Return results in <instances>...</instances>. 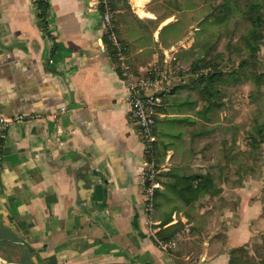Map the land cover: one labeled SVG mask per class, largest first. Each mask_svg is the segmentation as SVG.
<instances>
[{
  "label": "crops",
  "instance_id": "0c3cea01",
  "mask_svg": "<svg viewBox=\"0 0 264 264\" xmlns=\"http://www.w3.org/2000/svg\"><path fill=\"white\" fill-rule=\"evenodd\" d=\"M36 1L0 0V114L37 117L6 133L0 264H231L254 236L248 218L256 209L258 217L259 202L248 206L246 189L222 183L187 206H195L190 218L178 200L159 218L155 190L167 195L159 185L148 212L144 147L103 47L98 0H43L44 23ZM110 1L135 75L172 59L180 66V81L158 110L156 149L165 169L180 154L174 168L197 174L196 160L182 154L209 138L215 110L190 84L199 37L193 6L169 13L165 0H144L139 12L133 0ZM174 225L181 226L175 245L163 251L157 233Z\"/></svg>",
  "mask_w": 264,
  "mask_h": 264
},
{
  "label": "rangeland",
  "instance_id": "374dc122",
  "mask_svg": "<svg viewBox=\"0 0 264 264\" xmlns=\"http://www.w3.org/2000/svg\"><path fill=\"white\" fill-rule=\"evenodd\" d=\"M164 3L169 13L173 7L194 8L199 37L188 62L193 75L190 84L199 87L201 99H210L215 111L211 112L214 126L209 138L201 141L192 154H182L196 160L193 165L197 174L187 175L174 168L180 163V154L165 169L162 164L166 155L157 150L155 182L157 188L160 185L167 189V195L157 198L160 206L156 214L163 218L177 201L168 189L175 177L205 176L212 182L211 191L222 183L227 190L242 187L246 189L248 206L257 201L260 211L258 219L257 209L248 218L250 227L257 229L236 254V261L264 264V0H165ZM251 5L258 9L249 11ZM255 17L260 20L257 37L251 25ZM211 75L216 77L209 85L197 84ZM228 197L235 198L231 193ZM226 203L232 210L235 201ZM181 206L189 218L196 213L194 205L187 207L181 203ZM206 223H202L204 227Z\"/></svg>",
  "mask_w": 264,
  "mask_h": 264
},
{
  "label": "built area",
  "instance_id": "2783aa9c",
  "mask_svg": "<svg viewBox=\"0 0 264 264\" xmlns=\"http://www.w3.org/2000/svg\"><path fill=\"white\" fill-rule=\"evenodd\" d=\"M36 1V0H33ZM102 8L103 23L106 33L103 40L105 52L112 50V57L125 84L130 104L129 122L140 136L144 147L145 170L144 180L146 189V208L153 212V190L157 188L155 182L156 138L154 128L159 115V108L166 95L170 94L176 82L180 81L181 68L173 59L162 66L155 65L148 71L135 75L128 57L127 47L119 40L115 31V11L110 0H98ZM177 79H179L177 81ZM37 118L33 115H16L6 117L0 114V162L3 156L4 141L9 128L15 123H24ZM158 247L163 251L172 249L174 239L164 242L157 240Z\"/></svg>",
  "mask_w": 264,
  "mask_h": 264
},
{
  "label": "trees",
  "instance_id": "16d2710c",
  "mask_svg": "<svg viewBox=\"0 0 264 264\" xmlns=\"http://www.w3.org/2000/svg\"><path fill=\"white\" fill-rule=\"evenodd\" d=\"M226 1V0H223ZM36 9L39 11L40 18L42 22L44 23L46 20V13L48 11V6L43 0H37L35 3ZM113 9V8H112ZM249 11H256L258 7L256 5H251L249 8ZM260 20L255 18L251 19V25L253 26L252 33L255 37L256 35V28L259 26ZM109 53L112 56V51L109 49ZM215 75L208 76L207 78H202L198 81V85L200 83L209 85L213 82ZM208 104H211L210 99L208 100ZM261 132V131H260ZM263 136V135H262ZM264 138V137H263ZM157 157V149L155 148V162ZM205 176H190V177H175L174 183L168 187V189L171 191V193L175 196L176 200L183 203L185 206H190V204L198 201L200 198H202L204 195L209 193L211 191V184L212 182L207 180ZM160 193L155 190V200H157L158 197H160ZM164 196V195H163ZM166 224V223H165ZM180 225H174L171 227H168L166 229H161L157 233V239L160 241L167 242L174 238L175 234L181 230ZM241 250V248L239 249ZM231 264H237L236 258L231 259Z\"/></svg>",
  "mask_w": 264,
  "mask_h": 264
},
{
  "label": "bare ground",
  "instance_id": "6f19581e",
  "mask_svg": "<svg viewBox=\"0 0 264 264\" xmlns=\"http://www.w3.org/2000/svg\"><path fill=\"white\" fill-rule=\"evenodd\" d=\"M133 2H134V5H136L138 11L141 12L140 9L142 8V5H143L142 3L144 2V0H133Z\"/></svg>",
  "mask_w": 264,
  "mask_h": 264
}]
</instances>
